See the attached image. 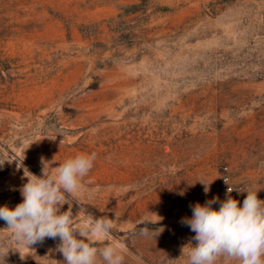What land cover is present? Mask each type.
Here are the masks:
<instances>
[{"label": "rangeland", "instance_id": "374dc122", "mask_svg": "<svg viewBox=\"0 0 264 264\" xmlns=\"http://www.w3.org/2000/svg\"><path fill=\"white\" fill-rule=\"evenodd\" d=\"M80 153L61 211L122 264H187L181 219L227 186L264 200V0H0V206ZM0 235L5 264H64L59 238Z\"/></svg>", "mask_w": 264, "mask_h": 264}, {"label": "clouds", "instance_id": "9594fccd", "mask_svg": "<svg viewBox=\"0 0 264 264\" xmlns=\"http://www.w3.org/2000/svg\"><path fill=\"white\" fill-rule=\"evenodd\" d=\"M96 158L95 153L76 154L60 163L54 172L44 167L39 177L25 169L24 175L28 174L21 189L22 201L14 208L0 206V220L6 223L0 233L6 230L12 242L26 248L42 243L45 238H59L58 251L64 264H97L98 256L105 264H122V257L113 247L97 249L88 242L91 232L107 231L106 224L97 221L94 227L75 229L71 212L61 211L69 203L67 197L81 190L82 180L94 167ZM201 183L207 194L209 184ZM225 183L228 184L226 180ZM233 189L228 187L224 200L217 196L204 204L190 205L191 217L181 219V224L195 233L192 237L195 244H187L191 245L187 264H217L221 257L238 264H264V200L257 196L260 189H236L247 193L242 205L231 197ZM216 203L218 209L213 207ZM3 239L0 235V240ZM10 251L15 250L0 243L3 264ZM20 256L25 258L21 253Z\"/></svg>", "mask_w": 264, "mask_h": 264}, {"label": "built area", "instance_id": "2783aa9c", "mask_svg": "<svg viewBox=\"0 0 264 264\" xmlns=\"http://www.w3.org/2000/svg\"><path fill=\"white\" fill-rule=\"evenodd\" d=\"M228 179H229V177L228 176H223V180L225 181H227L228 182ZM228 187L229 186H227V189H228ZM230 187H232V186H230ZM233 188V187H232ZM233 197L235 196V191H234V189H233V191L230 193Z\"/></svg>", "mask_w": 264, "mask_h": 264}]
</instances>
